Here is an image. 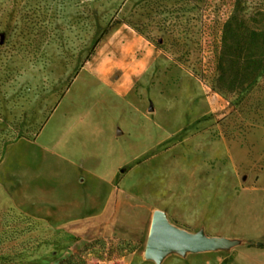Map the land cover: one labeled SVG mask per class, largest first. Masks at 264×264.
<instances>
[{"label": "rangeland", "instance_id": "rangeland-1", "mask_svg": "<svg viewBox=\"0 0 264 264\" xmlns=\"http://www.w3.org/2000/svg\"><path fill=\"white\" fill-rule=\"evenodd\" d=\"M262 169L264 0H0V264L217 262L154 212L264 234Z\"/></svg>", "mask_w": 264, "mask_h": 264}, {"label": "water", "instance_id": "water-1", "mask_svg": "<svg viewBox=\"0 0 264 264\" xmlns=\"http://www.w3.org/2000/svg\"><path fill=\"white\" fill-rule=\"evenodd\" d=\"M119 132L121 133L122 130L119 129ZM234 243L235 240L227 236L211 235L205 230L191 231L180 227L170 221L163 209H156L149 233L146 256L161 263L167 253L172 250L181 253L199 252L224 248Z\"/></svg>", "mask_w": 264, "mask_h": 264}, {"label": "crops", "instance_id": "crops-1", "mask_svg": "<svg viewBox=\"0 0 264 264\" xmlns=\"http://www.w3.org/2000/svg\"><path fill=\"white\" fill-rule=\"evenodd\" d=\"M255 191L262 193L257 197L256 206L264 208V169L259 172L257 182L253 185ZM233 240L231 246L222 248L218 253L221 258L217 262L204 264H264V234H222ZM216 255V254H211ZM209 256V255H206Z\"/></svg>", "mask_w": 264, "mask_h": 264}, {"label": "bare ground", "instance_id": "bare-ground-1", "mask_svg": "<svg viewBox=\"0 0 264 264\" xmlns=\"http://www.w3.org/2000/svg\"><path fill=\"white\" fill-rule=\"evenodd\" d=\"M115 52H116L115 55L117 57H119L121 59V61H123V60L126 61L127 58H129V55H128L129 54V50L128 49L126 50V53H125V49L123 47H117ZM119 91H122V89L119 88Z\"/></svg>", "mask_w": 264, "mask_h": 264}, {"label": "trees", "instance_id": "trees-1", "mask_svg": "<svg viewBox=\"0 0 264 264\" xmlns=\"http://www.w3.org/2000/svg\"><path fill=\"white\" fill-rule=\"evenodd\" d=\"M260 245H261V246H264V243H261Z\"/></svg>", "mask_w": 264, "mask_h": 264}]
</instances>
